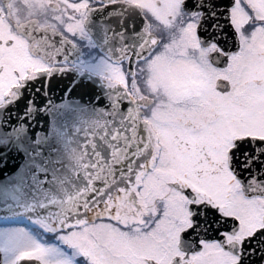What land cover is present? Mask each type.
Instances as JSON below:
<instances>
[{
	"label": "snow or ice",
	"instance_id": "1",
	"mask_svg": "<svg viewBox=\"0 0 264 264\" xmlns=\"http://www.w3.org/2000/svg\"><path fill=\"white\" fill-rule=\"evenodd\" d=\"M0 264H264V0H0Z\"/></svg>",
	"mask_w": 264,
	"mask_h": 264
}]
</instances>
